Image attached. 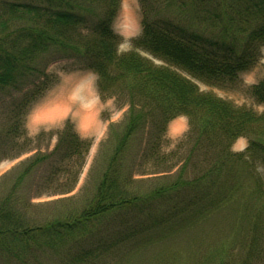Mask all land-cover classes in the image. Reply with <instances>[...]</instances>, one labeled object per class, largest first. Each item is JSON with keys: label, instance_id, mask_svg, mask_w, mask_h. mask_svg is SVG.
I'll return each mask as SVG.
<instances>
[{"label": "trees", "instance_id": "trees-1", "mask_svg": "<svg viewBox=\"0 0 264 264\" xmlns=\"http://www.w3.org/2000/svg\"><path fill=\"white\" fill-rule=\"evenodd\" d=\"M121 2L0 0V91L25 89L38 58L52 54L96 74L102 98L119 96L129 105L122 133L111 127L105 171L80 212L37 224L14 187L0 199V261L36 264L49 254L66 264H121L114 239H134L138 228L168 237L203 224L216 232L228 223L227 237L196 264L215 254L218 264H264V114L193 81L224 88L256 67L264 0H139L142 34L126 53L113 29ZM43 90L31 92L27 105ZM250 92L264 104V78ZM181 116L189 118L185 137L162 153L168 125ZM139 134L146 142L132 153L133 166L135 156L163 166L143 179L126 174ZM240 138L248 146L235 152ZM90 148L68 122L53 155L84 162Z\"/></svg>", "mask_w": 264, "mask_h": 264}, {"label": "rangeland", "instance_id": "rangeland-1", "mask_svg": "<svg viewBox=\"0 0 264 264\" xmlns=\"http://www.w3.org/2000/svg\"><path fill=\"white\" fill-rule=\"evenodd\" d=\"M113 29L122 38L119 52L133 50V41L142 34L139 0H122ZM262 53L256 67L241 74L234 84L220 88L196 83L204 92H212L238 107L251 108L258 114H264V104H259L250 92L252 86L264 78V49ZM71 59L44 54L38 58V70L28 77L25 89L0 91V199L15 188L22 208L37 224L71 216L87 206L105 171L110 154L107 151H111L110 147L113 146L111 127H114L115 133H122L129 112V105L123 98H102L97 75L77 70ZM154 63L163 65L157 60ZM43 88L37 101L28 106L26 97ZM68 122L77 132L89 137L87 140L91 148L84 162L77 158L63 160L60 154L53 155L60 133ZM188 129V117L173 120L168 125L161 152H172ZM141 139L143 144L146 142V137L139 134L126 163L129 167L126 174L136 171V179L147 178L145 174L163 168L153 162L142 163L136 156L133 166L132 153L138 151ZM247 146L248 139L240 138L234 144L233 151L242 152ZM221 228L223 231H220ZM138 229L134 239H130V236V240H124L122 236L114 239L118 243L114 261L121 264H196L206 253H214V244L227 237L228 223L216 232L211 225L203 224L168 237L161 236L162 229ZM137 242L138 245H131ZM217 257L215 254L207 264H218ZM36 264L66 262L61 256L42 254Z\"/></svg>", "mask_w": 264, "mask_h": 264}, {"label": "crops", "instance_id": "crops-1", "mask_svg": "<svg viewBox=\"0 0 264 264\" xmlns=\"http://www.w3.org/2000/svg\"><path fill=\"white\" fill-rule=\"evenodd\" d=\"M76 132H77V130H76ZM77 133L79 134V136H80L81 138L84 137L83 139H85V138H86V139L89 138V137H86V136H84L83 134H81V133H79V132H77Z\"/></svg>", "mask_w": 264, "mask_h": 264}]
</instances>
